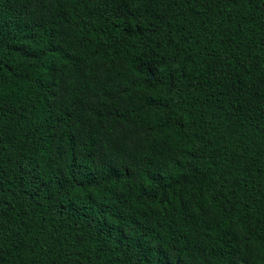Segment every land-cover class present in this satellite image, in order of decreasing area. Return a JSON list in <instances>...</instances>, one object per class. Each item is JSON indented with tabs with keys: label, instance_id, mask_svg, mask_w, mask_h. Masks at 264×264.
Listing matches in <instances>:
<instances>
[{
	"label": "trees",
	"instance_id": "1",
	"mask_svg": "<svg viewBox=\"0 0 264 264\" xmlns=\"http://www.w3.org/2000/svg\"><path fill=\"white\" fill-rule=\"evenodd\" d=\"M0 264H264V0H0Z\"/></svg>",
	"mask_w": 264,
	"mask_h": 264
}]
</instances>
